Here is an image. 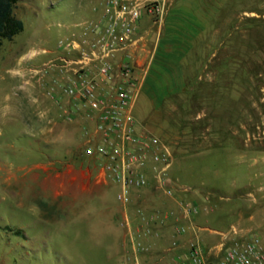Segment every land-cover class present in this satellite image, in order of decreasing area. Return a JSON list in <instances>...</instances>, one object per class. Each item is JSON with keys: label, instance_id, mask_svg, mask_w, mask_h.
Instances as JSON below:
<instances>
[{"label": "rangeland", "instance_id": "obj_1", "mask_svg": "<svg viewBox=\"0 0 264 264\" xmlns=\"http://www.w3.org/2000/svg\"><path fill=\"white\" fill-rule=\"evenodd\" d=\"M74 1L19 0L14 15L23 30L0 49V264L125 261L117 187L84 155L85 137L76 129L53 127L51 113L36 121L30 104L37 90L22 97L16 86L28 82L12 73L48 64L66 35ZM210 6L211 51L185 54L183 89L155 109L141 95L134 117L167 146L170 174L186 185L184 203L193 202L195 189L207 198L204 211L193 215L198 223L228 232L230 213L262 211V219L235 227L256 233L264 247V197L250 198L259 188L264 195V0H212ZM35 77L42 79V107L48 109L61 93L55 84L50 89L49 70ZM128 215L143 223L142 212ZM179 225L168 227L177 235ZM160 228H153V237H162ZM98 237L111 241L95 243Z\"/></svg>", "mask_w": 264, "mask_h": 264}, {"label": "built area", "instance_id": "obj_2", "mask_svg": "<svg viewBox=\"0 0 264 264\" xmlns=\"http://www.w3.org/2000/svg\"><path fill=\"white\" fill-rule=\"evenodd\" d=\"M97 2L94 8L99 9V18L73 25L77 30L71 29L58 41L48 64L33 71L51 70L66 77L57 86L76 114L85 118L83 153L96 163L100 176L117 187L123 210L119 227L140 255L149 251L143 240L158 234L144 217L143 223L129 217L132 196L147 188L172 196L178 186L170 174L172 158L167 146L139 129L133 114L139 84L135 65L138 24L142 11L158 20L164 0ZM67 116L71 119L73 114L68 111ZM181 210L190 218L199 207L188 202L181 204ZM175 232L185 234L186 228L181 224ZM216 233L220 240L210 246L190 242L175 255V264H264V247L256 233L237 227ZM134 264H139L137 258Z\"/></svg>", "mask_w": 264, "mask_h": 264}, {"label": "crops", "instance_id": "obj_3", "mask_svg": "<svg viewBox=\"0 0 264 264\" xmlns=\"http://www.w3.org/2000/svg\"><path fill=\"white\" fill-rule=\"evenodd\" d=\"M211 2L212 0H164L161 17L158 20L142 11L136 35L138 42L135 49V65L139 78L136 99L141 95L144 96L150 106L155 109L161 101L183 89L185 82L181 73L183 67L181 62L184 55L195 51H211L207 34L212 28L213 10L210 6ZM96 4L97 2L93 0H75L68 17L71 22L62 33L67 35L71 29L77 30L73 25L81 21L98 19L99 9L94 8ZM199 46L204 48L197 49L196 47ZM14 72L17 73L19 78L28 82L27 84L23 82L21 84L20 82L16 86L19 92L23 94L22 97H31V92L35 94L34 91L37 90V95L35 94L32 97V104H30L37 122L41 124L42 121L39 117H47L51 113L55 116L52 119L53 127L57 126V129L64 127L70 132L76 129L80 137L84 135L85 118L76 114L73 105L70 104L66 96L60 94L61 98L54 101L55 106L51 103L50 108H43L41 77L37 79L33 69L27 66L22 70H12L13 75ZM65 79L64 75L49 70L48 82L51 86L50 89L53 88V84L57 85L64 82ZM30 88L34 90L32 89V91ZM52 97L49 98L52 99ZM134 105H136V100ZM68 111L73 114L71 119L67 116ZM137 124L141 129L140 124L138 122ZM40 131H43L42 127H40ZM69 135L72 136L71 133ZM176 181L178 186L175 187L172 196H166L162 192L151 188L132 196L128 211L132 213L142 212L144 219L153 224L154 228L162 225L160 228L162 229V237H150L143 240L144 244L150 246V253L139 257L134 253L132 246L125 238L120 240L121 247L124 249L122 258L125 262L128 260L130 264H134V260L137 258L139 264H175V255L186 249L190 242L206 245L208 242L216 243L220 240V236L216 233L220 231L199 224L194 217L186 218L183 215L181 204L184 203L187 196L186 185L178 179ZM259 190L256 193L257 195L251 194L250 198L253 201H259L264 197ZM193 194L195 195L193 202L198 205L199 211H204L200 205L201 201L207 198L202 197V194L196 189ZM101 211L103 213L112 212L108 208ZM120 212L123 215L122 207H120ZM209 212H213V210L209 209ZM230 216L234 219L230 224V228L236 225L239 227V225L249 223L256 218H263L262 211L248 215V211L244 209L230 213ZM177 220H180L181 224L185 226V234L174 235L172 229L168 227L169 223ZM87 237L88 239H94L93 237ZM110 241L111 239L98 237L95 243L104 244L110 243ZM117 241L114 240L113 243Z\"/></svg>", "mask_w": 264, "mask_h": 264}, {"label": "trees", "instance_id": "obj_4", "mask_svg": "<svg viewBox=\"0 0 264 264\" xmlns=\"http://www.w3.org/2000/svg\"><path fill=\"white\" fill-rule=\"evenodd\" d=\"M19 0H0V49L4 40L11 41L23 30V23L14 15Z\"/></svg>", "mask_w": 264, "mask_h": 264}]
</instances>
